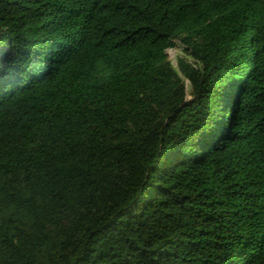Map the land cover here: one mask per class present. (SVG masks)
Segmentation results:
<instances>
[{
  "label": "trees",
  "instance_id": "obj_1",
  "mask_svg": "<svg viewBox=\"0 0 264 264\" xmlns=\"http://www.w3.org/2000/svg\"><path fill=\"white\" fill-rule=\"evenodd\" d=\"M0 264H264V0H0Z\"/></svg>",
  "mask_w": 264,
  "mask_h": 264
},
{
  "label": "rangeland",
  "instance_id": "obj_2",
  "mask_svg": "<svg viewBox=\"0 0 264 264\" xmlns=\"http://www.w3.org/2000/svg\"><path fill=\"white\" fill-rule=\"evenodd\" d=\"M181 54V50L179 48L170 49L167 51L168 59L175 65L176 58Z\"/></svg>",
  "mask_w": 264,
  "mask_h": 264
}]
</instances>
